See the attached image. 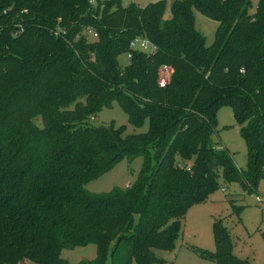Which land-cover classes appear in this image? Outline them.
Wrapping results in <instances>:
<instances>
[{"label": "trees", "instance_id": "1", "mask_svg": "<svg viewBox=\"0 0 264 264\" xmlns=\"http://www.w3.org/2000/svg\"><path fill=\"white\" fill-rule=\"evenodd\" d=\"M193 9L218 21L211 45ZM138 37L156 49L132 50ZM162 65L173 70L165 87ZM114 102L132 125L148 119V130L93 125ZM222 106L245 140L244 169L212 141ZM137 156L133 184L85 188ZM220 177L250 194L264 180V0H0V264H70L62 251L87 244L97 256L79 264H104L109 249L112 264H160L155 250L175 248L189 208ZM214 239L202 257L249 264L220 221Z\"/></svg>", "mask_w": 264, "mask_h": 264}, {"label": "rangeland", "instance_id": "2", "mask_svg": "<svg viewBox=\"0 0 264 264\" xmlns=\"http://www.w3.org/2000/svg\"><path fill=\"white\" fill-rule=\"evenodd\" d=\"M96 3L99 0H92ZM124 6L135 3L146 6L161 0H120ZM170 6L173 0H165ZM254 3L257 0H253ZM251 10V12H253ZM195 27L206 38V45L214 42L218 21L213 20L193 9ZM167 17L169 14L166 15ZM123 66L129 62L127 54L118 58ZM168 66V65H166ZM160 71V69H159ZM75 104L71 105L73 109ZM217 129L212 141L217 146L225 147L233 156L239 168L246 167V143L240 134L233 110L230 106H222L216 113ZM34 123L43 126L40 115L33 118ZM93 125L125 126V134L145 133L149 128L148 119L142 126L137 127L129 122L128 114L114 102L110 107H103L95 118ZM144 163L143 156H137L133 161L123 159L113 168L97 178L88 181L85 188L92 193H105L113 188H126L139 177ZM260 196L262 202L256 201ZM220 221L230 232L234 253L249 264H264V180L258 187L257 193H247L240 185L226 182L219 178V187L201 203L192 205L184 221L183 231L176 240L175 248L170 251L155 250L156 256L162 260L160 264H218L210 257H202V253L216 251L214 239V223ZM97 256V246L87 244L73 249H64L61 257L70 264H79L83 261H92ZM25 264H41L26 260ZM104 264H112L111 249L108 251ZM131 264H138L133 261Z\"/></svg>", "mask_w": 264, "mask_h": 264}, {"label": "built area", "instance_id": "3", "mask_svg": "<svg viewBox=\"0 0 264 264\" xmlns=\"http://www.w3.org/2000/svg\"><path fill=\"white\" fill-rule=\"evenodd\" d=\"M61 29H58L55 31L56 35L60 34ZM66 31H63L62 34L65 35ZM83 35L86 36V38L90 41L96 40L98 38V34L95 32L93 28H87L84 32ZM130 48L132 50H139V51H144L147 53H151L156 49V46L148 39H143V38H136L134 39L131 44ZM127 56L129 59L132 58V51H129L127 53ZM172 68L170 66L162 65L160 67L159 71V85L161 87H165L167 83L170 81L171 76H172ZM256 201L257 202H262V199L260 196H256Z\"/></svg>", "mask_w": 264, "mask_h": 264}]
</instances>
